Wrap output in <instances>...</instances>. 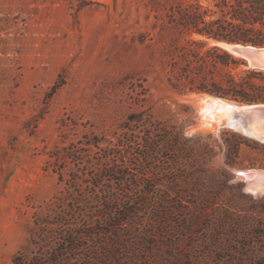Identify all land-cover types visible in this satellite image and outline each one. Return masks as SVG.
Wrapping results in <instances>:
<instances>
[{"label": "rangeland", "instance_id": "1", "mask_svg": "<svg viewBox=\"0 0 264 264\" xmlns=\"http://www.w3.org/2000/svg\"><path fill=\"white\" fill-rule=\"evenodd\" d=\"M189 1L0 0V264H264V144L170 81Z\"/></svg>", "mask_w": 264, "mask_h": 264}, {"label": "trees", "instance_id": "2", "mask_svg": "<svg viewBox=\"0 0 264 264\" xmlns=\"http://www.w3.org/2000/svg\"><path fill=\"white\" fill-rule=\"evenodd\" d=\"M165 25L176 39L201 37L175 44L169 62L175 89L264 102V71L249 68L237 75L232 69L243 63L240 59L217 45L204 48L209 39L264 46V0H191L171 6ZM118 222L112 219V226ZM87 231L81 235L93 234Z\"/></svg>", "mask_w": 264, "mask_h": 264}, {"label": "water", "instance_id": "3", "mask_svg": "<svg viewBox=\"0 0 264 264\" xmlns=\"http://www.w3.org/2000/svg\"><path fill=\"white\" fill-rule=\"evenodd\" d=\"M216 42L232 55L244 59L248 68L264 71V46H256L249 43ZM215 97L224 99L218 96ZM245 104L246 106L244 108L235 110L231 114V120L228 125L239 126L242 127L243 130H257L258 137L261 143L264 144V102ZM251 170L252 169H249L250 172L248 177L252 174ZM261 178H264V175H262Z\"/></svg>", "mask_w": 264, "mask_h": 264}, {"label": "bare ground", "instance_id": "4", "mask_svg": "<svg viewBox=\"0 0 264 264\" xmlns=\"http://www.w3.org/2000/svg\"><path fill=\"white\" fill-rule=\"evenodd\" d=\"M188 96L192 99V102L197 106L198 109H201L205 106L206 100L211 101L207 106H205L202 112V117L199 119L201 125L205 127H215L214 124L216 121H219L222 116L227 118V123L229 124V121L231 120V114L235 110L244 108L246 106L245 103L239 104L236 102L222 101V99L217 97H214L216 100L212 101L211 99L213 98L205 93H189ZM232 127L241 130L251 138L261 142L260 138L258 137L259 135L257 130H243L242 127L239 126ZM249 172V170H242L241 174V177H243V179L246 181V190L254 195H264V178H261L262 175H264V170L252 169V174L248 177Z\"/></svg>", "mask_w": 264, "mask_h": 264}]
</instances>
